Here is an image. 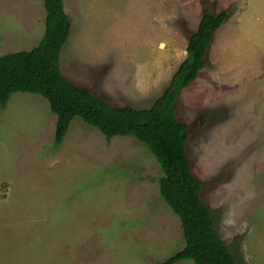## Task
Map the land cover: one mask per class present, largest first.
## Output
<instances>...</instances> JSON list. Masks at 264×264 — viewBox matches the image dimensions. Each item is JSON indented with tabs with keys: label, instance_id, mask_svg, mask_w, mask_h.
<instances>
[{
	"label": "rangeland",
	"instance_id": "374dc122",
	"mask_svg": "<svg viewBox=\"0 0 264 264\" xmlns=\"http://www.w3.org/2000/svg\"><path fill=\"white\" fill-rule=\"evenodd\" d=\"M263 1L64 0L72 28L61 70L107 102L136 108L168 86L185 54L174 45L188 41L204 8L231 10L216 31L231 40L214 55L220 74L212 40L207 69L175 108L189 125L187 150L216 230L239 264H264V35L243 34L234 15ZM45 15L44 0H0V55L37 46ZM56 121L40 94L14 92L0 108V264H154L185 246L147 145L107 139L75 117L57 146Z\"/></svg>",
	"mask_w": 264,
	"mask_h": 264
},
{
	"label": "trees",
	"instance_id": "16d2710c",
	"mask_svg": "<svg viewBox=\"0 0 264 264\" xmlns=\"http://www.w3.org/2000/svg\"><path fill=\"white\" fill-rule=\"evenodd\" d=\"M45 33L31 50L0 55V108L14 92L45 97L56 114L55 144L62 145L71 122L80 117L107 139L135 136L154 153L162 175L157 180L160 195L181 220L185 246L154 264H239L230 246L215 227L211 208L203 198L204 181L194 172L187 142L188 123L179 119L175 104L207 66L213 35L231 10H203L196 31L189 37L187 56L170 83L147 108L113 105L91 89L75 84L60 68L61 52L72 22L64 0H44Z\"/></svg>",
	"mask_w": 264,
	"mask_h": 264
},
{
	"label": "crops",
	"instance_id": "0c3cea01",
	"mask_svg": "<svg viewBox=\"0 0 264 264\" xmlns=\"http://www.w3.org/2000/svg\"><path fill=\"white\" fill-rule=\"evenodd\" d=\"M225 10H227V9H225ZM241 11L242 12L239 11L238 13H236L234 15V16L237 17V22L236 23L239 24V25L240 24L242 25V28L240 29V32H242L243 34H245L246 32L251 31L252 34H253V37H254L255 41H258V42L262 41V39H263V36L262 35H264V1H263V3H260V5H257V6L254 4V8H252V9L242 8ZM201 18H202V16H201ZM201 18H200V20L198 22L197 28L199 26V23L201 21ZM225 27H226V29L228 31H231L232 30V27L229 26V25H225ZM197 28H196V30H197ZM253 28L257 32L255 30H253ZM225 32H226V30H224V29L219 30L217 33L215 32L216 35L215 34H214L215 36L213 35L214 38H212L213 41H212L211 49L209 50V55H208L209 58L211 57L210 59L214 63L213 66H214V69L217 71V74L218 75L220 73L218 72L217 67H216V59L214 57L215 52L218 50V47H220V45L224 41H231V40H226V39L224 40V38H225L224 33ZM188 41H189V39H188ZM188 41H182L181 44H179L177 46V48H176V46L173 43V45H174V52H176V53H181L183 51L185 52L184 56L181 53V58L179 60V61H181V63H182V61L187 56V51H185V49L188 46ZM207 67H205V68L207 69ZM222 74H227V80L232 81L231 77L228 75V72H227V65H223L222 66ZM200 75H199V77H200Z\"/></svg>",
	"mask_w": 264,
	"mask_h": 264
}]
</instances>
